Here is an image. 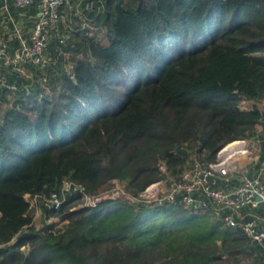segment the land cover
Returning a JSON list of instances; mask_svg holds the SVG:
<instances>
[{"label":"trees","instance_id":"obj_1","mask_svg":"<svg viewBox=\"0 0 264 264\" xmlns=\"http://www.w3.org/2000/svg\"><path fill=\"white\" fill-rule=\"evenodd\" d=\"M80 2L94 26L60 23L50 64L5 70L0 264H264L240 226L221 227L227 210L131 200L264 138V0ZM64 181L80 188L43 207ZM27 196L58 221L35 228Z\"/></svg>","mask_w":264,"mask_h":264},{"label":"built area","instance_id":"obj_2","mask_svg":"<svg viewBox=\"0 0 264 264\" xmlns=\"http://www.w3.org/2000/svg\"><path fill=\"white\" fill-rule=\"evenodd\" d=\"M11 1L20 9L34 7L33 24L28 37L23 35L20 26H14L18 45L12 50L9 49L7 41H0V93L4 86L12 90L15 88L13 85H6V69L14 68L23 72L27 63L44 67L52 62L53 57L47 53L49 38L51 32L57 30L62 17V6L68 2V0ZM60 42L64 43L65 38H61ZM259 142H264V138L233 140L218 151L217 162L203 165L195 160L183 171L180 178L167 177L152 182L141 192L139 198L131 200H142L156 205L177 202L186 206L192 213L207 211L211 206L217 210H227L221 216V227L240 226L246 238L251 243L259 244L264 250V227L260 218L255 214H243L242 219L236 216L245 209L253 210L259 205H264V166L254 174L250 172L248 163H239L244 158L245 160L252 158V153L257 149ZM231 178L238 179V185L233 188L218 184L219 179L229 182ZM78 188L80 187L72 182L64 181L59 191L42 198L43 207L49 210L58 209L66 193L76 191ZM119 193L120 188L96 199L88 195H84L83 199L93 202L106 197H116ZM27 200L32 207L38 204L36 197L27 196Z\"/></svg>","mask_w":264,"mask_h":264},{"label":"crops","instance_id":"obj_3","mask_svg":"<svg viewBox=\"0 0 264 264\" xmlns=\"http://www.w3.org/2000/svg\"><path fill=\"white\" fill-rule=\"evenodd\" d=\"M80 1L81 0H71V2L63 8L62 17L58 22V26L61 22H65L67 17L70 22L75 19H79L80 21H83L84 25H88L87 23H90L87 19H89L88 14L91 9H89L87 5L81 8L79 6L81 5ZM33 15V8L27 7L20 9L15 7L11 0H0V41H7L9 49L11 50L16 47L18 45V37L14 35V26H20L22 28L23 35L28 37L33 24ZM255 139L260 138L255 137ZM261 145L262 142L257 143V149L252 153V158L250 160H245V163H248L249 165L250 172L254 174L262 170V167L264 166V154H262L263 150H261ZM258 163H260V165H258ZM226 187L233 188L235 185L231 182V185L226 184ZM35 209L37 217L41 216L43 209L40 207H35ZM243 214H255L260 218L261 224L264 227V217L257 214L254 210H243L240 215L236 216L239 219H242ZM46 224H48V222H46Z\"/></svg>","mask_w":264,"mask_h":264},{"label":"rangeland","instance_id":"obj_4","mask_svg":"<svg viewBox=\"0 0 264 264\" xmlns=\"http://www.w3.org/2000/svg\"><path fill=\"white\" fill-rule=\"evenodd\" d=\"M63 10V9H62ZM73 22L74 21H72L71 23H69V22H67L66 20H65V22H61L62 24H61V27L60 28H58V31H60V29H62V30H64L66 27H68L67 26V24L69 25H73ZM51 55V54H50ZM52 56V55H51ZM23 73H24V75L26 74V75H30V73H32V70H30L29 69V67L28 68H26L25 66H24V71H23ZM243 104H244V102H243ZM7 106H6V104H4V103H1L0 102V119H1V117H2V115L5 113V111H6V108ZM193 158V156L189 159V162H192V159ZM244 162H245V158L244 159H242L239 163H241V164H244ZM238 163V164H239ZM32 209V211H33V223H34V225H35V228H37V229H41V228H43L45 225H46V222H51V221H55V222H57L58 220L57 219H55V218H52V217H50V218H48L47 217V213L45 212V211H43L42 210V213H41V216H39V217H37V214H36V209L34 208V207H32L31 208ZM260 215V214H259ZM47 220V221H46Z\"/></svg>","mask_w":264,"mask_h":264}]
</instances>
